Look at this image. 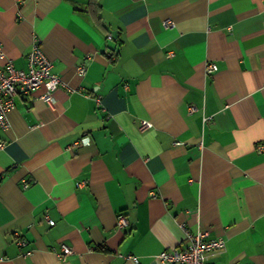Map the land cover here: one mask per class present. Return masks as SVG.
Wrapping results in <instances>:
<instances>
[{"label":"crops","instance_id":"crops-1","mask_svg":"<svg viewBox=\"0 0 264 264\" xmlns=\"http://www.w3.org/2000/svg\"><path fill=\"white\" fill-rule=\"evenodd\" d=\"M37 43L61 81L0 126V264H168L199 231L264 264V0H0V69Z\"/></svg>","mask_w":264,"mask_h":264},{"label":"built area","instance_id":"built-area-1","mask_svg":"<svg viewBox=\"0 0 264 264\" xmlns=\"http://www.w3.org/2000/svg\"><path fill=\"white\" fill-rule=\"evenodd\" d=\"M172 24V21H168ZM4 52L0 51V57ZM218 66L214 62H207L206 71L212 73ZM78 72L84 73L86 67L78 66ZM61 78L53 71V61L44 53L40 43L34 46L29 55V69L22 70L15 67L11 60H7L5 67L0 69V126L7 127V114L14 107L15 96L20 93H29L44 86L46 91L41 95L45 100H52V93L58 87ZM191 110H194L193 108ZM208 119V118H206ZM152 126L151 121L143 120L142 128ZM4 145L0 142V147ZM28 182L25 181L24 186ZM54 223V221H50ZM128 224V218L120 215L118 226L122 228ZM188 245L183 248L175 247L162 251L158 258L168 264H206L210 252L223 249L225 241L220 238H209L208 233L199 231L197 233L187 232ZM24 243V241H19ZM71 248L63 246L64 254L71 253Z\"/></svg>","mask_w":264,"mask_h":264}]
</instances>
